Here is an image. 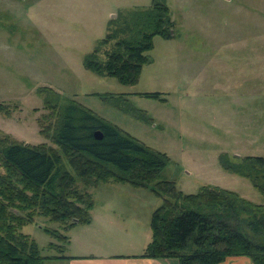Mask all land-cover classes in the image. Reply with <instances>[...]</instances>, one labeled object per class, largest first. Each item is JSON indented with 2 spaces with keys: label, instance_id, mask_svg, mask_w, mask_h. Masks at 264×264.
Segmentation results:
<instances>
[{
  "label": "rangeland",
  "instance_id": "obj_1",
  "mask_svg": "<svg viewBox=\"0 0 264 264\" xmlns=\"http://www.w3.org/2000/svg\"><path fill=\"white\" fill-rule=\"evenodd\" d=\"M156 1L170 7L175 34L154 37L138 82L127 85L88 70L85 60L112 19L142 12L153 0H0V134L51 146L39 120L50 103L74 100L164 153L169 163L161 178L184 194L213 185L264 205L252 180L224 168L220 158L264 157V0ZM65 166L77 177L66 159ZM114 184L90 190L93 224L69 228L76 241L70 248L48 247L57 241L44 228L65 230L45 216L23 230L46 257L70 254L89 235L109 252H142L164 200L149 188Z\"/></svg>",
  "mask_w": 264,
  "mask_h": 264
},
{
  "label": "trees",
  "instance_id": "obj_2",
  "mask_svg": "<svg viewBox=\"0 0 264 264\" xmlns=\"http://www.w3.org/2000/svg\"><path fill=\"white\" fill-rule=\"evenodd\" d=\"M174 34L170 7L153 0L142 12L112 19L110 32L87 56L85 66L98 75L135 84L149 61L154 37ZM49 107L51 112L39 124L53 145L33 146L0 134V264H45L46 258H59L44 256L24 227L39 216L62 223L65 232L44 230L57 241L48 247L64 250L71 241L69 228L92 222L95 202L90 190L101 183L124 182L149 188L164 200L153 213L151 238L139 257L224 264L229 257L248 256L253 264H264V205L213 185L184 194L174 181L161 178L169 163L164 153L149 149L74 100ZM96 131L103 139L96 138ZM220 158L224 168L251 179L264 194L263 156ZM65 159L77 177L66 168Z\"/></svg>",
  "mask_w": 264,
  "mask_h": 264
},
{
  "label": "crops",
  "instance_id": "obj_3",
  "mask_svg": "<svg viewBox=\"0 0 264 264\" xmlns=\"http://www.w3.org/2000/svg\"><path fill=\"white\" fill-rule=\"evenodd\" d=\"M113 184L114 183H110L109 185ZM114 185L119 186L118 184ZM93 220L94 218L92 216V222L89 225L93 224ZM97 220L100 223H103L104 216L98 217ZM107 230L111 232L108 225ZM32 236L34 237L33 234ZM73 241L74 237L67 245L68 248L75 244L76 241L74 243ZM113 247L115 246H109V248ZM145 247L146 244L143 246L142 252ZM117 251L118 250H115L114 252H109L105 245H101L96 242L91 243V238L89 235L88 237H86V240H84L81 245H77V247L72 252H70V254L60 255L61 257L53 258V260L56 261L58 259L57 264H179V260L174 258L151 259L139 257L138 255H140L142 252L129 253ZM224 264H253V262L248 256H235L229 257Z\"/></svg>",
  "mask_w": 264,
  "mask_h": 264
},
{
  "label": "water",
  "instance_id": "obj_4",
  "mask_svg": "<svg viewBox=\"0 0 264 264\" xmlns=\"http://www.w3.org/2000/svg\"><path fill=\"white\" fill-rule=\"evenodd\" d=\"M95 136L97 139H103V133L101 131H96Z\"/></svg>",
  "mask_w": 264,
  "mask_h": 264
},
{
  "label": "bare ground",
  "instance_id": "obj_5",
  "mask_svg": "<svg viewBox=\"0 0 264 264\" xmlns=\"http://www.w3.org/2000/svg\"><path fill=\"white\" fill-rule=\"evenodd\" d=\"M58 126V125H57Z\"/></svg>",
  "mask_w": 264,
  "mask_h": 264
}]
</instances>
